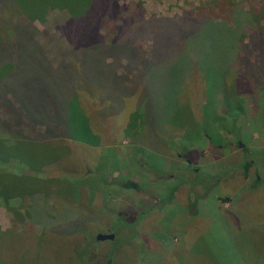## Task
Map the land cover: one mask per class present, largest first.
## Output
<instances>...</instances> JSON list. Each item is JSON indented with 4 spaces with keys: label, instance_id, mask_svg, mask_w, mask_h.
<instances>
[{
    "label": "rangeland",
    "instance_id": "obj_1",
    "mask_svg": "<svg viewBox=\"0 0 264 264\" xmlns=\"http://www.w3.org/2000/svg\"><path fill=\"white\" fill-rule=\"evenodd\" d=\"M118 5L121 10L104 17L98 32L106 44L122 19L137 23L151 16H185L231 25L234 11L252 9L263 12L264 25V0H118ZM8 17L0 11V27ZM68 18L67 11L54 9L34 23L36 40L52 66L70 59L61 55L69 44L58 31ZM206 45L187 51L177 65L157 66L150 76L143 72L138 82L125 83L130 99L122 101V109L118 98L109 101L111 112L92 110L91 127L68 103L66 116L77 127L69 133L76 139L54 131L42 141L25 139L22 151L9 148L19 161L39 149L55 160L33 171L15 160L0 167L28 182L22 197L0 199V233L20 237L0 241V264H109L115 238L122 241L113 251V264H264V65H232L235 47ZM26 67L31 65H19L15 81L26 80V73L41 77L36 66ZM133 71L130 80L137 76ZM14 80L1 85L0 93L14 91ZM51 108L43 100L42 111ZM3 123L1 141H18ZM19 127L12 125L14 131ZM248 161L252 166L245 178L242 163ZM128 180L140 191L123 188ZM26 208L34 212L31 219L14 216ZM34 210L43 211L45 219L35 217ZM82 218H89L84 225L92 227L93 241L99 242L98 234L112 233L114 239L91 250V240L82 239L86 234H77L70 222ZM43 223L57 235L42 233ZM77 241L83 243L74 255L70 242ZM44 242L48 249L42 248Z\"/></svg>",
    "mask_w": 264,
    "mask_h": 264
},
{
    "label": "trees",
    "instance_id": "obj_2",
    "mask_svg": "<svg viewBox=\"0 0 264 264\" xmlns=\"http://www.w3.org/2000/svg\"><path fill=\"white\" fill-rule=\"evenodd\" d=\"M54 9L65 10L69 14V18L58 28V31L69 44L68 51L63 50L61 55L70 56V59L61 60L56 66H52L37 42L38 29L34 25L36 21L43 22L46 13ZM120 10L118 0H0V11L12 20L0 27V87L14 80L19 65H31L29 68H24L25 70L28 68V71L36 66L37 70L41 71V77L35 76V78L29 77L26 73V80H14V91L5 89V92L0 93V120L12 135L19 138L9 145L4 144L0 139V167H5L9 161L15 160L21 168L33 171L45 162L51 163L55 159L40 149L32 150L31 154L23 152L24 159L22 157L19 161L13 157L9 148H12L13 152L22 151L27 145L24 141H42L44 136L54 131H57L58 137L76 139L74 132L73 135L69 133V129L73 130L76 124L69 123L70 119L66 116L71 104L76 107L78 111L76 113L80 117L83 116L91 127L96 119V115L91 113L92 110L94 112L96 109L99 111L106 109L107 113L111 112L112 103L109 101L113 102L118 98L120 99L117 103L122 109V101L130 99L131 92L127 97V89L130 86H126L125 83L138 82V77H141L143 72L150 76L152 69L157 66L177 65L180 56L186 55L187 51L193 53L191 49L196 51L200 48L205 49L208 41L224 47L226 51L235 47L232 65H264V25H260L262 11L258 14L252 9L234 11L231 25L205 19H190L185 16L173 18L151 16L146 19L141 18L137 23L122 19L112 41L106 44L98 37L99 29L103 24L102 19L106 16L112 18ZM142 46H146V49L142 50ZM248 51L254 53V61L249 60ZM23 55L26 57L24 58ZM227 55L226 62L229 63L232 58ZM121 65L123 72L118 73ZM132 71L136 72L137 76L134 75L135 79L130 80L133 78L129 75ZM250 77H253L254 82H258L252 70ZM77 84L81 88L78 89ZM43 100L45 106L51 108V103L55 107L49 112L42 111ZM68 103L69 108H67ZM110 115L111 113L107 116L110 118ZM14 124L20 126L17 131L12 128ZM96 126L100 125L97 123ZM40 127L43 130L38 133L36 129ZM28 146L33 147L30 144ZM262 160L264 161V158ZM252 161L242 163L245 178ZM25 185L28 187V182L21 177H15L8 170L0 171V199L6 200L11 194L18 198L22 197ZM123 188L140 191L139 184L130 180L123 183ZM34 190L37 188H34L33 192ZM177 191L175 188L174 192ZM43 194H45L44 199L50 198L48 192L44 191ZM32 196L28 198L31 199ZM36 209L39 211V208ZM33 213L31 208H26L23 214L18 213L14 216H24L25 220H29ZM121 213L119 211L116 215L119 216ZM37 215L39 219H45L43 211L41 214H34L35 217ZM88 221L89 218H82L79 221L71 219L70 222L74 223L77 234H86L82 239L91 240H88V246H92L91 250H97L102 243L93 241L92 227L89 229L84 225ZM135 221L137 217L134 223ZM47 225L45 223L41 225V232L57 235L58 232L51 230ZM1 234L0 241L3 238L8 241L14 236V239H20L17 234L14 236ZM121 241L120 238L114 239L109 254V264H113L116 257L113 251ZM80 242H70L74 247L69 250L73 248L74 255L82 247L83 242ZM46 244L47 242H44L42 248L48 249ZM88 251L85 253L86 257ZM29 261L30 257L28 263Z\"/></svg>",
    "mask_w": 264,
    "mask_h": 264
},
{
    "label": "water",
    "instance_id": "obj_3",
    "mask_svg": "<svg viewBox=\"0 0 264 264\" xmlns=\"http://www.w3.org/2000/svg\"><path fill=\"white\" fill-rule=\"evenodd\" d=\"M114 239V235L110 234H98L96 236V241L103 242V241H112Z\"/></svg>",
    "mask_w": 264,
    "mask_h": 264
}]
</instances>
